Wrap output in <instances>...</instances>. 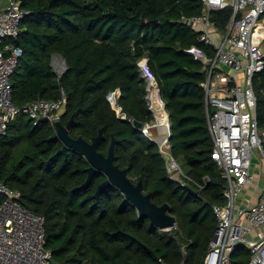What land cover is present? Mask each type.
Returning <instances> with one entry per match:
<instances>
[{"label": "trees", "instance_id": "obj_1", "mask_svg": "<svg viewBox=\"0 0 264 264\" xmlns=\"http://www.w3.org/2000/svg\"><path fill=\"white\" fill-rule=\"evenodd\" d=\"M22 7L30 14L14 41L22 55L10 77L13 103L57 99L62 89L66 103L59 121L74 116L69 134L91 140L101 130L97 150L105 155L114 139V164L134 182L140 179L152 202L168 203L177 221L176 228L159 230L114 186L97 196L106 175L96 171L83 185L89 165L84 155L72 149L57 153L62 142L51 138L55 131L48 122L33 124L20 113L0 135V181L20 192L26 209L43 216L44 247L57 264H160L159 258L166 264L182 258L185 264H202L216 227L212 206L225 202L224 180L211 158L203 64L188 51L195 46L212 57L214 49L182 22L202 14L204 5L198 0H23ZM231 11L212 10L210 18L224 30ZM53 54L66 63L60 77L50 65ZM143 57L168 113L170 153L194 180L211 181L197 194L169 179L158 144L132 124L136 119L144 127L154 118L138 67ZM252 87L262 127L264 68L253 75ZM116 89L120 112L106 97ZM248 260L247 247L240 245L231 264Z\"/></svg>", "mask_w": 264, "mask_h": 264}, {"label": "built area", "instance_id": "obj_2", "mask_svg": "<svg viewBox=\"0 0 264 264\" xmlns=\"http://www.w3.org/2000/svg\"><path fill=\"white\" fill-rule=\"evenodd\" d=\"M22 1L0 0V135L5 134L10 122L20 113L27 115L33 124L47 121L55 131L66 103L62 89L60 96L53 100L37 97L16 105L11 99L10 77L19 66L22 55L21 47L14 41L21 30L22 20L30 14L22 7ZM198 1L204 5L205 11L185 17L182 22L198 32L200 42L214 49L212 57L195 46L188 51L205 67L202 86L213 144L211 158L224 180L225 198L224 204L212 206L216 227L202 264H231L232 254L240 245L248 249L247 264H264V184L254 203H238L239 196L254 183L253 169L260 173V166H264V126L259 127L257 123L256 95L252 87L253 75L264 68V0ZM227 7L231 8V15L224 30H220L210 18V12ZM50 65L58 77L67 68L60 54L51 56ZM138 67L147 85L146 100L154 116L153 121L140 130L158 144L159 152L165 157L169 179L198 193L211 181L207 176L201 181L194 180L170 153L171 125L147 58H141ZM153 89L165 111L164 120H158L152 105ZM119 94L116 89L106 96L117 112H120L117 105ZM155 126L158 127L157 134L150 130ZM0 195V264H53L50 251L44 247L43 216L26 209L19 200L20 192L9 189L2 181ZM176 226L177 223L171 228ZM181 249L185 252L184 246ZM159 262L166 264L161 258ZM179 264H185L184 258Z\"/></svg>", "mask_w": 264, "mask_h": 264}, {"label": "water", "instance_id": "obj_3", "mask_svg": "<svg viewBox=\"0 0 264 264\" xmlns=\"http://www.w3.org/2000/svg\"><path fill=\"white\" fill-rule=\"evenodd\" d=\"M205 9L202 10L204 12ZM205 67L200 69V73H203ZM214 108H211L213 111ZM74 116L71 115L69 120L62 124L57 122L55 124V132L52 139H59L62 142V147L57 151L59 154H66L68 149L75 150L84 155L89 165L87 167V178L83 185H86L91 179L92 175L96 171H101L106 175V179L101 182L96 189L95 194L98 196L104 189L114 186L118 188L123 194L124 198L128 200L138 211L139 216H147L149 218L150 225L158 228L159 230L171 228L176 221V217L169 213V204L163 203L157 205L151 201V193L143 192L142 181L139 179L134 182L127 175L126 169L119 168L114 164V144L113 139L108 147L107 154H103L97 150L98 143L102 137L101 130L91 140H86L81 136L72 137L69 134L70 127L72 125ZM132 124L138 128H142V123L136 119L132 120ZM197 194V191H194ZM48 238L46 232L45 241ZM50 261L53 264L57 262L50 257Z\"/></svg>", "mask_w": 264, "mask_h": 264}, {"label": "crops", "instance_id": "obj_4", "mask_svg": "<svg viewBox=\"0 0 264 264\" xmlns=\"http://www.w3.org/2000/svg\"><path fill=\"white\" fill-rule=\"evenodd\" d=\"M205 75V70H204ZM255 173V180L252 185L247 186V188L243 191V193L238 198V203H244V202H250L254 203L258 194L260 193V190L263 187L264 184V166H260V173H258L257 169H253Z\"/></svg>", "mask_w": 264, "mask_h": 264}, {"label": "bare ground", "instance_id": "obj_5", "mask_svg": "<svg viewBox=\"0 0 264 264\" xmlns=\"http://www.w3.org/2000/svg\"><path fill=\"white\" fill-rule=\"evenodd\" d=\"M151 100H152L153 107L159 108L158 104H160V103L158 102L159 100H158V97L156 95V90L155 89H153L152 99ZM160 106H161V104H160ZM156 108H154V109L156 110ZM161 108H162V106H161ZM156 112H158L160 119L164 120V118L166 117L164 109L163 110L157 109Z\"/></svg>", "mask_w": 264, "mask_h": 264}, {"label": "rangeland", "instance_id": "obj_6", "mask_svg": "<svg viewBox=\"0 0 264 264\" xmlns=\"http://www.w3.org/2000/svg\"><path fill=\"white\" fill-rule=\"evenodd\" d=\"M217 95H219V94H217ZM158 102H159V101H158ZM148 103H149V102H148ZM158 105H159V108H156V107H154V108H156V110H157V109H159V110H163V109L161 108L160 104H158ZM156 116H157L158 120H161L160 117H159L158 112H156ZM153 128H155L153 133H154V134H157L158 127L155 126V127H153ZM257 157L260 159V158H261L260 154H257Z\"/></svg>", "mask_w": 264, "mask_h": 264}]
</instances>
